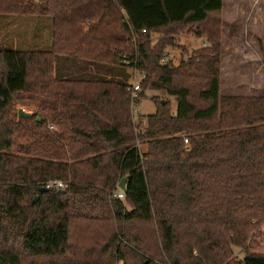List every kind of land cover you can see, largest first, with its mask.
Masks as SVG:
<instances>
[{
	"label": "trees",
	"instance_id": "1",
	"mask_svg": "<svg viewBox=\"0 0 264 264\" xmlns=\"http://www.w3.org/2000/svg\"><path fill=\"white\" fill-rule=\"evenodd\" d=\"M221 9L0 0V14L53 25L50 51L0 47V264H264L251 252L264 236V96L219 94ZM186 27L207 44L161 63ZM154 33L163 36L153 44ZM135 67L146 75L138 101L161 91L175 113L153 95L155 113L135 121ZM23 94L39 108L19 118ZM50 180L67 187L40 191ZM231 245L246 246L237 263Z\"/></svg>",
	"mask_w": 264,
	"mask_h": 264
},
{
	"label": "rangeland",
	"instance_id": "2",
	"mask_svg": "<svg viewBox=\"0 0 264 264\" xmlns=\"http://www.w3.org/2000/svg\"><path fill=\"white\" fill-rule=\"evenodd\" d=\"M256 5L257 4L254 5L256 11L254 13L253 19L247 20L246 23L242 19L243 21L241 22L243 23V28H240L239 23V27L237 31H234V33L232 31H225L221 58V72L223 79L222 93H224V89H236L239 90L240 93L244 94H254L258 91H264V68L262 66V56L264 51V31L260 22V18L257 14L259 3L257 6ZM1 17L5 18V21L6 18L12 19L14 15L10 14L9 16ZM4 27L9 28L10 25L0 24V28ZM84 29L86 32L87 29ZM15 30L11 32L12 35H14ZM196 30L197 29L192 27H186L185 29L178 31L172 36V45H167L164 48L166 61H170L172 64H177L181 59L186 58L194 49L202 46V43L206 40L198 39L195 34ZM23 33L26 34L31 32L23 31L22 33L16 34ZM12 35L10 36V38L14 40L12 38L14 36ZM162 36L163 35L161 33L152 34V43H156L159 39L162 38ZM2 40L3 39H0L1 42ZM12 40H10L9 42V39H7L5 42H2V47L10 48L11 45L14 44L15 46L23 48L22 45L15 44V42H13ZM16 42H18V40ZM182 48H185L186 51H183ZM139 78L141 77L138 75L135 79L138 80ZM153 95H158L160 99H171L172 113L176 112V102L173 98L164 94V92L147 89L144 91V96H142L143 98L140 99L138 105L134 108L135 114L133 115V117L135 121H138L140 119L144 121V117L155 113L156 106L151 98ZM25 97H27V95L23 94L21 95V99L15 101V103L12 105L13 113L16 114L19 108L29 113L36 111L39 108L38 100L29 98L26 99ZM54 129L55 126L53 125L52 130ZM187 145H189V142ZM140 148L142 150H145L146 144H141ZM35 197L38 196H34V198ZM254 222L255 221H253V223ZM253 246L256 248H252L251 252L264 254V236L261 235L259 238H257L255 240V243H253ZM245 248L246 246L231 245L230 255L227 262H239L246 253ZM194 253L196 252L194 251Z\"/></svg>",
	"mask_w": 264,
	"mask_h": 264
},
{
	"label": "crops",
	"instance_id": "3",
	"mask_svg": "<svg viewBox=\"0 0 264 264\" xmlns=\"http://www.w3.org/2000/svg\"><path fill=\"white\" fill-rule=\"evenodd\" d=\"M259 3V8L257 14L260 18V22L264 31V0H222V9H221V39H220V91L219 94L221 97L232 96V97H260L264 96V91H258L254 94H244L240 93L236 89H224L222 93V70H221V58L223 51V39L225 31H237L240 23V28H243V23L241 21H246L253 19L254 13L256 11L254 5ZM256 5V6H257ZM1 16L9 15H0V24L10 25L9 28H0V39H3L2 42H5L7 39L12 40L10 36L11 32L14 31V37H12L15 44L22 45L23 48L11 45L9 49L17 51H50L52 46V19L49 16H34V15H18L14 14L12 19H7ZM9 18V17H8ZM243 19V20H242ZM25 31H30L31 33H22ZM198 39L205 40L204 37H197ZM18 40V42H16ZM0 41V47L2 43ZM9 44V43H8ZM207 44L206 41L202 43ZM7 48V47H5ZM264 50V49H263ZM262 66H263V56H262ZM264 68V66H263ZM238 93V94H237Z\"/></svg>",
	"mask_w": 264,
	"mask_h": 264
},
{
	"label": "built area",
	"instance_id": "4",
	"mask_svg": "<svg viewBox=\"0 0 264 264\" xmlns=\"http://www.w3.org/2000/svg\"><path fill=\"white\" fill-rule=\"evenodd\" d=\"M142 32L144 33L145 30L143 29ZM203 46H205V44H203ZM122 57H123V59H122L123 63H125V64L132 63V60L130 61L129 58H126L125 55H123ZM160 61H161V63H165L166 62V57L163 56L160 59ZM133 74H134V77H132V79L128 82L127 90L129 91L130 100H131V104H132L131 111H132V114L134 115L135 114L134 113V108L139 103L138 100H139V93H140V90H141V82L146 78V75L144 73L140 72L136 67L133 68ZM138 75L141 78H139L138 80H136L135 78ZM48 128H49V130H52L53 129V125H49ZM183 143L185 145H187L188 144V139L184 137ZM44 187H46L48 189H58V190H61V189H64L66 187V183L65 182H62L61 180H50V181H48V182L45 183ZM114 195L116 197H118V198H121V199L124 198V195H123V192L122 191H119V192H117Z\"/></svg>",
	"mask_w": 264,
	"mask_h": 264
},
{
	"label": "water",
	"instance_id": "5",
	"mask_svg": "<svg viewBox=\"0 0 264 264\" xmlns=\"http://www.w3.org/2000/svg\"><path fill=\"white\" fill-rule=\"evenodd\" d=\"M17 116L20 118V117H28V116H31V113L29 112H25L23 109L19 108L18 111H17ZM126 179L127 177H122L121 180L119 181V184H118V187L121 189V190H124L125 189V182H126ZM48 190V188L46 187H41L40 188V191H46ZM37 200V197L34 198V201Z\"/></svg>",
	"mask_w": 264,
	"mask_h": 264
}]
</instances>
